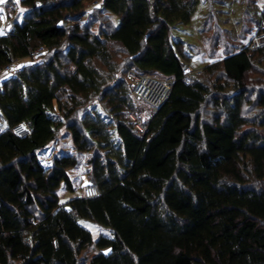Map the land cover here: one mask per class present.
<instances>
[{"label":"trees","instance_id":"1","mask_svg":"<svg viewBox=\"0 0 264 264\" xmlns=\"http://www.w3.org/2000/svg\"><path fill=\"white\" fill-rule=\"evenodd\" d=\"M200 2L19 0L28 12L0 36V264H264V50H248L264 6L240 0L246 28L189 75L173 30ZM211 15L203 39L211 23L227 30ZM129 72L174 82L147 121ZM21 122L33 128L23 139ZM64 130L73 151L45 168L39 153ZM80 168L79 185L98 195L63 205ZM82 220L110 236L94 242Z\"/></svg>","mask_w":264,"mask_h":264},{"label":"rangeland","instance_id":"2","mask_svg":"<svg viewBox=\"0 0 264 264\" xmlns=\"http://www.w3.org/2000/svg\"><path fill=\"white\" fill-rule=\"evenodd\" d=\"M15 1V3H14ZM19 0H12L11 6L6 7L5 5L0 3V8L4 10V12L0 9V36L5 35L9 30V27H11L16 21L22 22L24 18V14L28 12L27 9L23 8L18 4ZM2 4V5H1ZM14 4V5H13ZM260 8H263L264 6V0H256L255 3ZM244 4L240 3V0H229L224 3V0L220 1H214L209 3L206 0H201L200 4L197 7V10L193 16L192 22L188 25H177L175 29L173 30V38L175 40H181L185 42L188 52L193 57L190 66L187 67L186 73L191 74L193 72L197 74H201L202 70L211 64L212 62L221 60L224 58V55L221 54L222 45H218L217 42L219 40L221 41H230L234 40L236 42V34L240 33L241 26H244L243 29L246 28V22L245 17L247 15H244L245 10L248 9L247 5L243 8ZM2 6V7H1ZM12 6L16 7V12L18 13V17L15 18V16H12L11 19H7L5 11L7 10L8 13H12ZM8 8H10L8 10ZM255 11H258L257 8ZM212 12L214 16V20H217L218 26L221 30L224 31V28L226 31L222 32L218 28H214L210 24L211 31L208 32V36L204 37L203 39V32L205 29V24L208 20H211L212 18ZM254 12V11H253ZM248 17V16H247ZM90 18V12L87 11L85 15L79 17L78 20H74L73 18H70L67 20L69 24H76L77 23H83L89 20ZM209 27V28H210ZM258 28V25H254L251 29V34L248 35L245 42L251 38V35L254 31H256ZM205 40V41H204ZM218 45V46H216ZM214 49V50H213ZM214 51L216 54L215 56L211 57L209 55L211 51ZM226 52V51H225ZM30 59L25 60L24 62H29ZM19 65V64H18ZM160 80L166 81L164 78L159 77ZM146 110L143 111V113L140 115V118L142 121H147L150 119L152 111L149 109L150 107L146 106ZM73 149L71 147V140L68 135V133L64 130L62 132V137L58 140L57 143L52 144L49 148L41 151L39 153V158L42 163V165L45 168H48L51 165V161L54 155L61 154V153H72ZM83 169L80 168L79 170L71 171V175L75 177L76 179V185L77 190L75 192H69L65 189L64 186L59 190L60 195V202L63 205H66L69 200L82 195L83 189L79 185L80 178L82 174ZM80 224L88 229L93 236L94 242H96L101 236H110V231H108L106 228L101 227L97 224H93L89 221L82 220L80 221ZM99 250L96 248V246H92L88 252L85 254V256H92L96 253H98ZM104 253H109V250H105Z\"/></svg>","mask_w":264,"mask_h":264},{"label":"built area","instance_id":"3","mask_svg":"<svg viewBox=\"0 0 264 264\" xmlns=\"http://www.w3.org/2000/svg\"><path fill=\"white\" fill-rule=\"evenodd\" d=\"M248 50L252 52L264 50V20L262 21L260 31L253 36L248 44ZM45 51V48H40L36 50L33 55L34 57H37ZM12 68V65H8L3 72L9 73L12 71ZM127 77L134 86V95L149 105L152 114H155L171 96V91L174 85L173 81L165 82L152 76L137 75L134 72H129ZM130 118L134 121L138 132L140 134H145L146 126L139 117L136 114L131 113ZM12 132L16 137L23 139L33 133V128L25 122H21L12 128ZM83 195L86 199H93L97 197L98 192L95 187L87 186L83 189Z\"/></svg>","mask_w":264,"mask_h":264},{"label":"crops","instance_id":"4","mask_svg":"<svg viewBox=\"0 0 264 264\" xmlns=\"http://www.w3.org/2000/svg\"><path fill=\"white\" fill-rule=\"evenodd\" d=\"M5 3H6V0H4V2H3L2 4H4V5H5ZM2 4H1V5H2ZM1 7H2V6H1ZM0 9H1V11H2V12H4V10H2V8H0ZM10 28H11V27H9V29H8V30H10Z\"/></svg>","mask_w":264,"mask_h":264},{"label":"snow or ice","instance_id":"5","mask_svg":"<svg viewBox=\"0 0 264 264\" xmlns=\"http://www.w3.org/2000/svg\"><path fill=\"white\" fill-rule=\"evenodd\" d=\"M4 2V0H0V3H3Z\"/></svg>","mask_w":264,"mask_h":264}]
</instances>
